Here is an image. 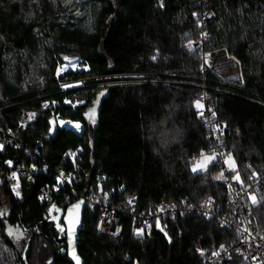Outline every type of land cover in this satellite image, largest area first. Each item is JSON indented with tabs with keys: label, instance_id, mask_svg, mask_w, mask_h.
Returning a JSON list of instances; mask_svg holds the SVG:
<instances>
[{
	"label": "trees",
	"instance_id": "16d2710c",
	"mask_svg": "<svg viewBox=\"0 0 264 264\" xmlns=\"http://www.w3.org/2000/svg\"><path fill=\"white\" fill-rule=\"evenodd\" d=\"M209 12L213 19L202 26ZM221 49L240 62L244 84L224 88L207 75L205 92L202 54ZM72 58L89 71L57 76ZM80 80L82 89L59 87ZM103 91L109 95L90 129L85 112ZM205 93L214 122L227 128L220 148L236 160L239 187L252 188L245 202L264 235V0H0V122L22 144L0 152V174L9 161L51 169L23 182L22 201L0 180V264H34L42 241L45 264H75L73 255L79 264H204L237 243V232L196 211L165 214L150 234L135 235L162 206L178 211L211 199L219 214L231 211L217 156L206 170L192 171L215 148L197 116ZM67 99L85 104L71 107ZM53 111L81 123L82 137L67 128L51 135ZM26 112L39 116L18 129ZM70 151L78 153L74 164L64 161ZM58 170L74 172L72 187L43 202ZM92 189L118 209L121 234H100L102 211L87 208L70 254L69 236L60 238L48 210L55 203L65 211Z\"/></svg>",
	"mask_w": 264,
	"mask_h": 264
},
{
	"label": "built area",
	"instance_id": "2783aa9c",
	"mask_svg": "<svg viewBox=\"0 0 264 264\" xmlns=\"http://www.w3.org/2000/svg\"><path fill=\"white\" fill-rule=\"evenodd\" d=\"M213 19V13L209 12L205 15L202 26L205 21H211ZM203 32V31H202ZM204 53L207 56L218 55L222 60V69L224 75L227 78L222 79L231 85L227 86L231 89H237L243 86V75L240 62L233 56L229 55L224 49ZM206 65V60L204 59ZM207 66V65H206ZM206 70V68H205ZM207 72H211L208 70ZM228 79V80H227ZM208 95L202 97V110L197 113L199 118L205 120L208 129L212 133L213 154L220 160L222 168V177L226 181L228 195H229V206L231 211L225 214H219L214 206V202L211 199L205 200L199 208L187 207L181 208L175 211L174 208H165L162 206V210L154 217H149L144 220L142 225L135 230L136 236H142L144 234H150L153 228V221L155 218H162L165 214L172 213L176 216L177 212H183L185 214L196 211L206 219L216 220L222 228L230 231L237 232L239 234V240L234 245L222 247L217 253L212 255L204 264H221L227 259H231L234 256H242L244 258V264H264V235L260 234L258 229L252 224V214L248 210L245 199L252 194V188L250 186L240 188L237 179L232 175L226 166V156L220 148L221 138L226 133L225 124H217L214 122L213 114L208 109L207 105ZM66 103V102H65ZM39 116L37 112H26L22 115L21 120L18 124V129L24 130L33 123ZM57 121L60 123V116L58 115ZM83 127L80 132H75L79 137L83 135ZM16 133L11 130H4L0 122V146L5 149L9 148H21L22 144L16 137ZM211 153V154H212ZM78 156L76 151H70L66 156L65 160L68 159L74 164L75 158ZM11 162V161H9ZM51 171L47 164L42 166L31 164L29 167L25 165L14 166V163H6V170L1 172L0 180L9 183L10 190L14 198L18 201L23 200V182L26 180L28 183H34L38 174H48ZM15 174V175H14ZM73 171L58 170L56 172L54 184L43 189L40 198L43 202L52 200L54 196H58L60 192L67 188L72 187L74 179ZM104 178V177H102ZM260 177H257L252 182H260ZM19 195H16V193ZM128 202L132 208V216L137 217V199L130 198ZM87 208L91 210L100 209L102 216L97 222V231L100 234L109 235L111 237H118L121 234V226L118 209L110 205L109 200L100 199L92 193H89V197L86 199ZM65 214L63 208L57 204H52L48 210V222L55 224L56 230L59 232L60 238L64 237L67 230L66 226L61 223V220ZM59 225V227H57ZM61 229L63 231H61ZM137 230H143L142 233L138 234Z\"/></svg>",
	"mask_w": 264,
	"mask_h": 264
},
{
	"label": "rangeland",
	"instance_id": "374dc122",
	"mask_svg": "<svg viewBox=\"0 0 264 264\" xmlns=\"http://www.w3.org/2000/svg\"><path fill=\"white\" fill-rule=\"evenodd\" d=\"M217 50H214V51H211V53L215 54ZM204 59L206 60V65L204 64ZM80 60V65L82 66V69L80 71H69V72H65V74H58L59 73V69L57 71V76H64L70 72H74V73H78V72H87L89 71V67L87 65H82V61L81 59H78ZM70 60H67L65 64H67ZM202 74H203V78L201 79V82H202V89L206 92L208 91L207 90V85H209V81L208 78H207V75H211L214 77L215 81H216V84L218 86H221V87H224V88H230L231 85L226 83L223 79V78H227L225 76H223L224 74V71L222 69V64H223V60L218 56V55H213V56H207L205 54H202ZM206 68V70H205ZM208 70H210L211 72H207ZM228 80V79H227ZM67 86V87H66ZM227 86H230V87H227ZM59 87L62 89L63 92H69V91H74V90H77V89H82L85 87V80H80V81H74V82H69V83H61L59 85ZM210 89V88H209ZM214 89V88H212ZM211 89V90H212ZM215 90V89H214ZM217 90V89H216ZM220 90V89H218ZM207 94V93H205ZM66 104L68 106H71V107H77V106H82L85 104V102L83 101H73V100H70V99H67L66 101ZM59 120H63V119H59ZM232 157V156H231ZM211 158V159H209ZM226 166L227 168L229 169V171L231 173H234L237 171V163H236V160L234 157H232V159L235 161V168L233 169L232 167L229 166V163H227L228 159H229V156H226ZM216 156L213 155V154H208V155H204V156H201L200 158H198L195 162L194 165H197L198 163H201V164H204L205 167L201 170V169H198L196 172H200V171H204L206 170L215 160H216ZM235 177V179H237V176L238 175H233ZM239 177V176H238ZM253 203L256 202V199H253L252 200ZM44 249H46V244L44 241L40 242V244L34 248V260H33V263L34 264H45V260H44Z\"/></svg>",
	"mask_w": 264,
	"mask_h": 264
},
{
	"label": "water",
	"instance_id": "95a60500",
	"mask_svg": "<svg viewBox=\"0 0 264 264\" xmlns=\"http://www.w3.org/2000/svg\"><path fill=\"white\" fill-rule=\"evenodd\" d=\"M67 60H70V61L78 60V58L66 59V61ZM108 95H109L108 91L101 92L98 95L97 99L95 100L93 106H91L85 112V119L88 122L90 129L92 127V124L95 122V120L98 117L99 110L102 106L104 99L107 98ZM49 127H50L49 132L53 136L56 135L59 129L66 128L64 125H62L61 123L57 121L56 111H53L52 117L49 122ZM4 151H5V148L0 146V152L4 153ZM88 197H89V193L87 192L81 199L69 205L65 210L63 223L66 226L68 236H69V232H71L70 254H72V252L75 251V238L82 229L84 215L87 210L86 199ZM76 205H78V207H75ZM69 221H71V223H69ZM73 260H74V263L77 264V260L76 259H73Z\"/></svg>",
	"mask_w": 264,
	"mask_h": 264
},
{
	"label": "bare ground",
	"instance_id": "6f19581e",
	"mask_svg": "<svg viewBox=\"0 0 264 264\" xmlns=\"http://www.w3.org/2000/svg\"><path fill=\"white\" fill-rule=\"evenodd\" d=\"M80 60H72L68 62L67 64L62 65L59 68V73L58 74H65V72L69 71H80L82 69V66L80 65ZM60 123L64 125L67 129H72L75 132H80L83 125L78 122H73L71 120H60ZM79 125V127H77Z\"/></svg>",
	"mask_w": 264,
	"mask_h": 264
},
{
	"label": "snow or ice",
	"instance_id": "6c2138e0",
	"mask_svg": "<svg viewBox=\"0 0 264 264\" xmlns=\"http://www.w3.org/2000/svg\"><path fill=\"white\" fill-rule=\"evenodd\" d=\"M161 6H163V5H161ZM153 59H155V57H153ZM197 103H199V102H197ZM77 127H79V125H77ZM201 155H203V153H201ZM209 159H211V158H209ZM8 163L10 164L11 162H8ZM227 163H229V166L232 167L233 169L235 168V161L232 159L231 156H229V159H228ZM204 167H205L204 164L198 163L197 165H194L192 167V171L193 172H196L198 169H201L202 170ZM238 178L239 177L237 176V179ZM216 179H221V177L220 176H217ZM16 195H19V193L17 192ZM75 207H78V205H76ZM69 223H71V221H69ZM57 227H59V225H57ZM61 231H63V230L61 229ZM142 231L143 230H137V233L140 234V233H142ZM69 239L71 240V232H69ZM73 259H76L77 260V264H79L78 257H76L75 255H73Z\"/></svg>",
	"mask_w": 264,
	"mask_h": 264
}]
</instances>
